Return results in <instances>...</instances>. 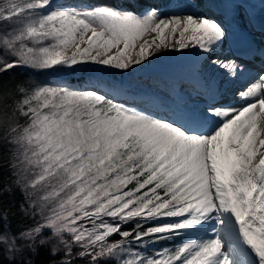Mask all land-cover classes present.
I'll return each instance as SVG.
<instances>
[{
    "label": "snow or ice",
    "instance_id": "snow-or-ice-1",
    "mask_svg": "<svg viewBox=\"0 0 264 264\" xmlns=\"http://www.w3.org/2000/svg\"><path fill=\"white\" fill-rule=\"evenodd\" d=\"M194 6L0 0V264H264V65L217 56L228 29ZM166 51L238 82L232 99L194 65L155 110L16 71Z\"/></svg>",
    "mask_w": 264,
    "mask_h": 264
},
{
    "label": "rangeland",
    "instance_id": "rangeland-1",
    "mask_svg": "<svg viewBox=\"0 0 264 264\" xmlns=\"http://www.w3.org/2000/svg\"><path fill=\"white\" fill-rule=\"evenodd\" d=\"M190 0H173L170 2L174 3L173 11H179L180 8H187ZM60 3L66 4H86L92 2L90 0H58ZM167 0H159L158 4L161 8L165 5ZM197 5H200V0H196ZM179 5V8L177 7ZM196 7V6H194ZM192 7L191 9H194ZM200 13V12H199ZM168 59L172 60L174 51L161 52L163 56H167ZM159 56V54H158ZM156 56V58L158 57ZM222 58H229L224 56ZM248 68V67H247ZM250 71V69L248 68ZM30 73V72H29ZM43 74V73H40ZM53 85L68 86L76 90H91L93 88H99L101 91H111L114 89V94L118 96L120 102L125 97L131 98L133 95H137L140 98V105H149V98L154 95H165L164 92H168V86L177 79L175 76L160 75L155 70L149 71L144 67H138L134 71L123 72L116 70L111 67H101L98 65H89L87 67H77L75 70H61L58 72L45 73ZM51 79V81H50ZM237 86L230 92H227L224 96L231 100L233 93L236 91ZM239 99V97H236ZM130 106H133L129 104ZM139 106V105H135ZM141 107V106H139ZM143 108V107H142ZM148 106L145 107L147 110ZM113 239H119L114 237Z\"/></svg>",
    "mask_w": 264,
    "mask_h": 264
},
{
    "label": "bare ground",
    "instance_id": "bare-ground-1",
    "mask_svg": "<svg viewBox=\"0 0 264 264\" xmlns=\"http://www.w3.org/2000/svg\"><path fill=\"white\" fill-rule=\"evenodd\" d=\"M92 1V0H90ZM159 0H155L156 3H158ZM200 5H197L198 2L196 0H190L188 3L196 5L194 9H189L193 12H200V13H206L208 15L214 16L216 18L221 19V15L216 14L214 12H211V10L208 9L207 3L209 1H215L217 4L220 0H200ZM235 5L241 4H250L254 7H257L258 11L262 10V7H264V0H232ZM152 0H141L142 5L147 6L148 3H151ZM174 3L167 1L165 5L163 6V10L165 14H167L170 11H173ZM171 53L169 52L167 56H163V53H159V56L151 60L149 63H145L143 66L144 69H148L149 71L155 70L156 73L160 75H167L169 76H175V78L179 77H187L189 75L190 69L193 67V65L200 70L201 75L205 80L208 81V90L211 92H219L223 95L227 94V92H230L237 86L238 82H233L230 78L224 79L213 67L208 65L207 63H204L203 61H197L194 56L191 54L185 52L180 53L174 51V56L172 60L168 59V55ZM230 52L227 49V46L224 45L223 47L216 53L217 56L220 58L224 56H228ZM255 62H257L260 65H264V47H259V55L254 57ZM140 68V67H139ZM260 69V68H259ZM164 94H167V92H164ZM220 98L219 96L217 97ZM125 102L131 104V105H139L145 109V107L148 106L147 110H155V106L152 103H149V105H140V98L137 95H133L131 98L125 97Z\"/></svg>",
    "mask_w": 264,
    "mask_h": 264
},
{
    "label": "trees",
    "instance_id": "trees-1",
    "mask_svg": "<svg viewBox=\"0 0 264 264\" xmlns=\"http://www.w3.org/2000/svg\"><path fill=\"white\" fill-rule=\"evenodd\" d=\"M17 73H22V75L19 77L20 79H27V78H32L34 80H36L37 82L39 83H51L49 82L48 78H46L48 74H40V73H36V74H32V73H29L27 70H24V69H17L16 70ZM51 81V79H50ZM172 242H170L171 244Z\"/></svg>",
    "mask_w": 264,
    "mask_h": 264
}]
</instances>
